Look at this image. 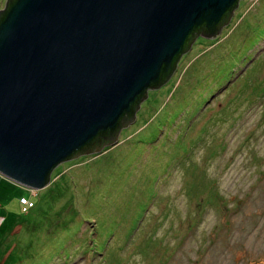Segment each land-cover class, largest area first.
<instances>
[{"label": "rangeland", "instance_id": "374dc122", "mask_svg": "<svg viewBox=\"0 0 264 264\" xmlns=\"http://www.w3.org/2000/svg\"><path fill=\"white\" fill-rule=\"evenodd\" d=\"M199 35L114 142L0 175V264H264V0Z\"/></svg>", "mask_w": 264, "mask_h": 264}, {"label": "water", "instance_id": "95a60500", "mask_svg": "<svg viewBox=\"0 0 264 264\" xmlns=\"http://www.w3.org/2000/svg\"><path fill=\"white\" fill-rule=\"evenodd\" d=\"M237 0H4L0 175L32 190L133 121L198 34Z\"/></svg>", "mask_w": 264, "mask_h": 264}, {"label": "built area", "instance_id": "2783aa9c", "mask_svg": "<svg viewBox=\"0 0 264 264\" xmlns=\"http://www.w3.org/2000/svg\"><path fill=\"white\" fill-rule=\"evenodd\" d=\"M22 199V204H21V210H26L28 208V206L31 205V201H29L28 199L26 198H21Z\"/></svg>", "mask_w": 264, "mask_h": 264}, {"label": "trees", "instance_id": "16d2710c", "mask_svg": "<svg viewBox=\"0 0 264 264\" xmlns=\"http://www.w3.org/2000/svg\"><path fill=\"white\" fill-rule=\"evenodd\" d=\"M237 2H238V1H237ZM233 9H234V8H233ZM199 36H200V35L198 34V35L195 36V37H199ZM179 59H180V57H179ZM179 59H178V61H179ZM178 61H177V63H178ZM176 65H177V64H176ZM29 199H30V198H29ZM30 201H31V205H30V206H32L33 202H32L31 199H30ZM30 206H28L29 209L31 208ZM18 207H19V206H18ZM28 208H27V209H28ZM27 211H28V210H27ZM27 211H26V212H27ZM24 212H25V211H24ZM24 212H23L21 215H23V214L26 215ZM1 222H2V220H0V224H1ZM2 226H3V225H2ZM1 229H2V228H0V230H1Z\"/></svg>", "mask_w": 264, "mask_h": 264}, {"label": "crops", "instance_id": "0c3cea01", "mask_svg": "<svg viewBox=\"0 0 264 264\" xmlns=\"http://www.w3.org/2000/svg\"><path fill=\"white\" fill-rule=\"evenodd\" d=\"M18 206H19V204H18ZM2 221H3V220H2ZM1 223H2V222H1ZM9 223H10V222L5 223V224L2 226V228L8 226Z\"/></svg>", "mask_w": 264, "mask_h": 264}, {"label": "clouds", "instance_id": "9594fccd", "mask_svg": "<svg viewBox=\"0 0 264 264\" xmlns=\"http://www.w3.org/2000/svg\"><path fill=\"white\" fill-rule=\"evenodd\" d=\"M238 1V0H237ZM21 198H25V197H20V201H22V199ZM28 200L30 201V199L28 198ZM20 208V210H21V206L19 207ZM25 211V210H24Z\"/></svg>", "mask_w": 264, "mask_h": 264}, {"label": "bare ground", "instance_id": "6f19581e", "mask_svg": "<svg viewBox=\"0 0 264 264\" xmlns=\"http://www.w3.org/2000/svg\"><path fill=\"white\" fill-rule=\"evenodd\" d=\"M193 44V43H192Z\"/></svg>", "mask_w": 264, "mask_h": 264}, {"label": "flooded vegetation", "instance_id": "af4514ba", "mask_svg": "<svg viewBox=\"0 0 264 264\" xmlns=\"http://www.w3.org/2000/svg\"><path fill=\"white\" fill-rule=\"evenodd\" d=\"M103 147V146H102Z\"/></svg>", "mask_w": 264, "mask_h": 264}]
</instances>
